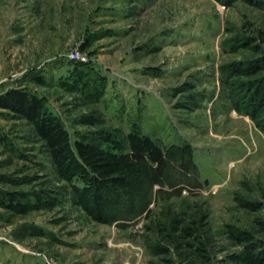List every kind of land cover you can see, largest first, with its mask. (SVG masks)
Wrapping results in <instances>:
<instances>
[{
	"label": "rangeland",
	"instance_id": "obj_1",
	"mask_svg": "<svg viewBox=\"0 0 264 264\" xmlns=\"http://www.w3.org/2000/svg\"><path fill=\"white\" fill-rule=\"evenodd\" d=\"M18 89L72 151L135 132L166 169L97 184L0 109V264H264V0H0V97Z\"/></svg>",
	"mask_w": 264,
	"mask_h": 264
},
{
	"label": "trees",
	"instance_id": "obj_2",
	"mask_svg": "<svg viewBox=\"0 0 264 264\" xmlns=\"http://www.w3.org/2000/svg\"><path fill=\"white\" fill-rule=\"evenodd\" d=\"M3 108L35 125L58 169H65L71 161L73 164L82 162L94 171L97 184L124 174L135 165L146 166L151 182L157 184L166 169L165 153L149 137L135 132L126 135L128 149L124 154L106 152L83 141L75 143L72 151L70 139L62 124L46 113L38 96L25 90H9L4 93L0 97V109Z\"/></svg>",
	"mask_w": 264,
	"mask_h": 264
},
{
	"label": "built area",
	"instance_id": "obj_3",
	"mask_svg": "<svg viewBox=\"0 0 264 264\" xmlns=\"http://www.w3.org/2000/svg\"><path fill=\"white\" fill-rule=\"evenodd\" d=\"M74 57H75V56H74ZM75 58H76V60L78 61L81 57L78 55V56H76ZM82 61H85V60L82 59Z\"/></svg>",
	"mask_w": 264,
	"mask_h": 264
}]
</instances>
